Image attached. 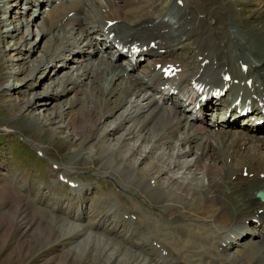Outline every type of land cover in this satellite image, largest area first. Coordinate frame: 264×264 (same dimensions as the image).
Wrapping results in <instances>:
<instances>
[{
  "label": "bare ground",
  "instance_id": "1",
  "mask_svg": "<svg viewBox=\"0 0 264 264\" xmlns=\"http://www.w3.org/2000/svg\"><path fill=\"white\" fill-rule=\"evenodd\" d=\"M15 1L17 11L20 3L29 8L47 5L45 11L38 13L43 25L39 41L46 40L42 44L46 46L42 58L28 66L29 75L43 69L45 86L49 89L52 81L57 88L56 97L71 93V97H63V106L50 114L47 121L70 129L84 145L91 143L94 149L98 144L102 165L117 172L119 186H125V181L134 182L144 200L152 195L156 200L165 198L181 205L186 214L209 213L206 224L173 226L171 221L163 220L166 228L156 232L153 229L152 243L144 249L141 216L134 218L140 222L138 229L123 231L128 237L117 241L104 233L108 215L94 217L77 209L72 212L60 203L54 208L43 201L37 204L33 198L28 207L37 216L38 226L43 227L38 228L39 236L53 231L71 239L70 244L78 240L72 245L73 250L81 249V257L89 261L97 258L100 264H264V231L260 225L264 220V200L254 196L257 188L264 189V131H256L260 126L248 119L224 115L226 106L237 96L240 107L256 104L264 96V52L254 43V39L264 42V24H251L248 13L242 15L244 7L240 0H233L240 6L239 15L232 0H182V6L173 0L178 6L171 4L175 10L172 16L168 8L160 9L159 0ZM256 3L264 14V0ZM24 14L21 10L19 25L24 26L28 35L31 20ZM211 16L212 24L208 21ZM251 17L254 19V15ZM107 19L115 21L106 26ZM150 40L153 45H149ZM134 44L140 51L131 64L129 54L122 53L121 48L130 49ZM186 44L192 50L187 58L178 52ZM248 45L252 49L249 53L244 50ZM236 46L239 51L231 53ZM65 50L71 53L69 58L64 57ZM102 51L114 55L113 58L102 55ZM243 53L247 57L235 59ZM121 54L125 64L118 61ZM73 57L85 59L78 61V67H71ZM202 59L204 63L200 62ZM157 62L176 64L179 70L164 78L155 66ZM240 62L247 64L245 72L239 68ZM225 71L232 80L223 79ZM235 78L241 91L233 89ZM47 79L51 81L48 83ZM195 80L207 87L228 84L223 95L230 88L232 92L228 97L205 99L190 111L180 104L178 93L192 99L189 87ZM31 100L24 102L32 106ZM206 107L222 110L213 119H206ZM214 124H219L216 129ZM219 131L233 133L218 134ZM117 154L120 161L115 160ZM60 170L68 171L70 176L68 166H60ZM241 170L251 175L242 177ZM71 178L67 180L75 179ZM9 179L6 187H11ZM83 187L79 184L78 189L82 191ZM72 189L79 193L77 188ZM148 190L152 194L146 193ZM116 198L119 200L117 194ZM134 209L137 211V207ZM113 210L116 208L108 209L110 215ZM251 217L260 220L258 224H252ZM244 219L255 229L249 230ZM114 230L107 232L112 234ZM87 247L90 253H85ZM127 253L131 254L129 258H125Z\"/></svg>",
  "mask_w": 264,
  "mask_h": 264
},
{
  "label": "rangeland",
  "instance_id": "2",
  "mask_svg": "<svg viewBox=\"0 0 264 264\" xmlns=\"http://www.w3.org/2000/svg\"><path fill=\"white\" fill-rule=\"evenodd\" d=\"M171 1L159 0L160 9L168 8L171 14H174L173 9L169 6L171 3L172 5H178ZM241 1L244 7L242 15L245 16L248 13L252 19L251 24L255 26H259L258 22L264 24V14H261V9L256 0ZM10 6L11 8H9ZM19 6H22V4ZM232 6L237 12L239 11L237 13L239 15L240 6L236 2H233ZM16 8L15 0H0V264H100L97 258L89 261L86 257H81L78 254L81 249L78 252L75 249L73 250L72 245L78 243V240L70 244L71 239L66 238L64 234L59 235L53 231L48 232L47 235L39 236L40 230L38 228L43 229V227L38 226L40 222H38L37 216H34V213L30 211L31 208L28 207L29 200L33 198L37 204H41V201H43V203H50L54 208H57V203H60L72 212L77 209L78 211H88V214L94 217L98 214L99 216L108 215L109 218L105 221V225L108 227H106L104 233L117 241H122L128 237L129 234H123V231L128 229L130 231L135 229L136 231L138 229L140 222L137 217L141 216L143 225V232H141L142 245L145 246L144 249H147L148 245L152 243L150 240L157 230L166 228L165 222L171 221L170 223H173V226H184L190 223L198 224V222L206 224L204 221L207 220L209 213L198 216L196 213L193 214L188 211L186 214L183 213L185 209L181 205L165 198L156 200L152 195L148 201L144 200L143 193L136 189L137 184L134 182H132L134 185L132 183L131 185L125 181V186H119L116 184V180L120 179L119 175L116 174L117 172L109 169L108 165H102L98 144L94 149L91 148V143L87 142L84 145L80 139H77L78 137H74V133L72 134L69 131L70 129L59 127L54 121H47L50 114L54 115L57 108L63 106V97L64 99L69 98L71 93L56 97L55 89L57 88L50 79H47L48 83L51 81L49 89L45 86L43 69H40V71L33 70L34 74L29 75L28 66L42 58L43 49L46 46L42 45L46 40L43 43L39 41L43 31L42 18L40 19V14L32 18L33 14L29 15V12L32 11L36 14L44 7L41 4L38 7H31L24 14L25 18L31 20L27 27L30 31L28 35L24 26L19 25L22 9L19 7L20 10L17 11ZM252 15H254V19L251 17ZM27 19L21 18L20 20ZM28 48L31 51H27ZM247 49L246 52L248 53L252 50L250 45ZM262 49V52H264V48ZM180 51L187 52L185 54L189 55L192 53L188 46L180 49ZM70 56L71 53H67L65 50L64 57L69 58ZM194 56L195 53H193V58ZM242 56L247 57V53L238 55L235 59L238 60ZM84 59L85 57L82 60L73 59L70 61L72 63L71 67L75 65L78 67V61ZM48 69H45L46 73H48ZM63 70L67 71V69ZM63 70L58 72L59 77ZM29 98L32 99L31 102L34 105L30 106L24 102ZM59 103L62 105H58ZM214 129H216L215 126ZM223 132L219 131L218 134ZM22 136L24 138L20 139ZM256 141L262 140L257 139ZM35 145L37 149L41 148L43 150L41 153L44 154L43 156L35 153ZM89 149H92V151ZM78 150L80 151L76 153ZM115 156L116 161L121 160L119 154ZM51 161L57 164V169L51 166ZM115 164L117 163L115 162ZM63 165L68 166L70 176L68 171L64 173L63 170H60L59 172L58 168ZM57 170V175L63 173L70 179H72V176L76 179L73 180L82 184V187L85 186L83 187L85 189L80 191L79 188L77 189L79 193H76L75 190H70L66 183H55ZM258 175L262 176V173H258ZM8 179L11 182V187L9 189L1 187L5 186ZM156 180L159 181L160 177H157ZM116 188H119V190H116ZM146 193L152 194L150 190ZM116 194L120 198L117 201L115 199ZM118 206L120 209H118ZM135 206L137 211L134 209ZM110 208H116V210H113L115 216L109 214L108 209ZM121 209L127 211L125 213L127 216L128 214L132 215L133 218L136 216V221L128 216L130 220L128 218L127 223L124 222V219L120 222L118 219L121 220V218H118L119 214L116 215V213L123 214L124 210ZM118 210L119 212H117ZM46 212L48 213V211ZM82 224H86V222ZM113 229L115 230L112 234L107 232ZM91 231L89 229L88 232ZM139 231L141 230L139 229ZM247 234L249 233L247 232ZM97 241L96 239L93 242ZM69 250H72V252ZM89 251L87 247L85 253H90ZM119 254L123 253L119 252ZM142 255L143 253H141ZM130 256L131 254L127 253L125 258Z\"/></svg>",
  "mask_w": 264,
  "mask_h": 264
},
{
  "label": "water",
  "instance_id": "3",
  "mask_svg": "<svg viewBox=\"0 0 264 264\" xmlns=\"http://www.w3.org/2000/svg\"><path fill=\"white\" fill-rule=\"evenodd\" d=\"M257 194L262 197L264 194L262 192H257Z\"/></svg>",
  "mask_w": 264,
  "mask_h": 264
}]
</instances>
